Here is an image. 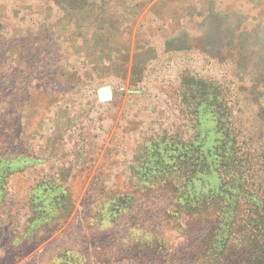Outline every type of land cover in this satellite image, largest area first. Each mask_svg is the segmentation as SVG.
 I'll list each match as a JSON object with an SVG mask.
<instances>
[{"label": "rangeland", "instance_id": "rangeland-1", "mask_svg": "<svg viewBox=\"0 0 264 264\" xmlns=\"http://www.w3.org/2000/svg\"><path fill=\"white\" fill-rule=\"evenodd\" d=\"M56 1L0 0V264H209L180 162L220 145L216 86L264 138V0Z\"/></svg>", "mask_w": 264, "mask_h": 264}, {"label": "trees", "instance_id": "trees-1", "mask_svg": "<svg viewBox=\"0 0 264 264\" xmlns=\"http://www.w3.org/2000/svg\"><path fill=\"white\" fill-rule=\"evenodd\" d=\"M50 2L57 6L56 0ZM235 37L238 47L241 34ZM231 60L233 58H225L223 62ZM252 75L256 77V81H251L255 94H260L257 88L261 87L263 97L257 100H262L264 68L255 66ZM190 81L188 79L187 83ZM193 82L203 89L208 87L204 80ZM212 90L206 93V101L217 113L218 133L223 138L219 141L220 145L208 151V156L195 157L198 164L193 162V156L183 157L188 160L180 162L179 181L185 183H181L179 188L183 197L179 204L182 214L191 213L193 218L202 222L210 220V231L202 239L206 248L205 257L211 261L209 264H264V167L260 170L254 168L259 159H264V138L258 143L251 137L249 127L243 129V125L234 121L236 97L224 92L222 86ZM209 157L217 166L214 171L219 174L221 186L211 195L196 201L197 197L193 195L194 175L197 172L208 173L212 168L207 162Z\"/></svg>", "mask_w": 264, "mask_h": 264}, {"label": "water", "instance_id": "water-1", "mask_svg": "<svg viewBox=\"0 0 264 264\" xmlns=\"http://www.w3.org/2000/svg\"><path fill=\"white\" fill-rule=\"evenodd\" d=\"M108 92L106 91V94L104 92H102V97H108L109 95L107 94Z\"/></svg>", "mask_w": 264, "mask_h": 264}]
</instances>
